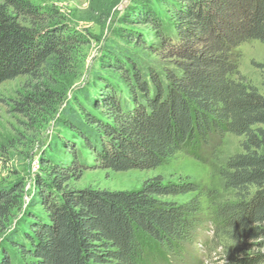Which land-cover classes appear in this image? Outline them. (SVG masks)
<instances>
[{
    "label": "trees",
    "instance_id": "trees-1",
    "mask_svg": "<svg viewBox=\"0 0 264 264\" xmlns=\"http://www.w3.org/2000/svg\"><path fill=\"white\" fill-rule=\"evenodd\" d=\"M139 1L146 6L125 22L133 32L124 26L122 42L107 44L98 91L60 112L58 125L69 135L59 142V160L41 162L45 179L36 178L32 198L38 209L22 242L10 240L20 251L13 264H151L149 249L181 258L200 225L197 184L161 176L135 191L68 183L88 164L152 171L181 150L198 158L211 137L225 134L243 138V153L220 170L230 196L213 203L212 264H264V95L245 83L235 55L245 42L264 44V0H154L166 20L150 0ZM54 21L53 10L31 0H0V84L50 73L68 48L82 45L79 34ZM21 189L0 188V225ZM13 260L4 255L0 264Z\"/></svg>",
    "mask_w": 264,
    "mask_h": 264
},
{
    "label": "rangeland",
    "instance_id": "rangeland-1",
    "mask_svg": "<svg viewBox=\"0 0 264 264\" xmlns=\"http://www.w3.org/2000/svg\"><path fill=\"white\" fill-rule=\"evenodd\" d=\"M31 1L45 10H53L54 22L79 34L81 43L78 44L82 45L68 48L63 64L53 67L55 70L50 73L43 72L37 79L20 76L0 84V188L13 185H21L22 188L17 208L12 211L6 225H0V261L4 255H10L12 260L19 256L18 249L10 248V240L16 238L22 242L23 229L37 212L32 198L36 178L45 179L46 166H41L42 160L60 158L56 153L59 142L69 135L58 125L60 112L67 104L75 105L76 101L81 104L84 92L98 91L97 80L103 72L101 63L106 59L107 44L114 40L121 43L119 30L124 26L128 30L133 28L125 23L126 20L146 6L139 0ZM149 4L150 10L159 12L166 20L164 9L160 11L154 0ZM153 36L150 33L148 38L153 40ZM129 48L140 56L149 54L134 45ZM235 55L237 70L245 83L264 95V44L245 42L235 49ZM27 99H33L35 103L29 100L27 104ZM242 142V137L231 134L222 138L213 136L208 145L199 148L198 158L181 150L152 171L112 172L95 169L88 164V169L82 171L79 179L71 180L68 188L135 191L145 180L156 176L163 177L166 182L190 181L197 184L201 194L200 225L193 242L182 248L181 258L167 255L160 258L149 249L147 259L153 257V264H212L210 253L214 232L210 221L215 210L213 203L225 201L230 196L224 189L220 170L226 167L231 157L243 153ZM190 196L175 200L184 202Z\"/></svg>",
    "mask_w": 264,
    "mask_h": 264
}]
</instances>
